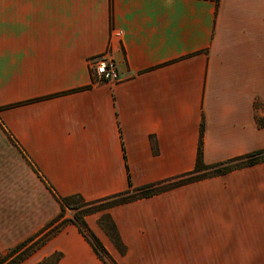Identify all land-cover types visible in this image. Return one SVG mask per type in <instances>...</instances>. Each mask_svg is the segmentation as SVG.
Returning a JSON list of instances; mask_svg holds the SVG:
<instances>
[{"label": "crops", "instance_id": "crops-1", "mask_svg": "<svg viewBox=\"0 0 264 264\" xmlns=\"http://www.w3.org/2000/svg\"><path fill=\"white\" fill-rule=\"evenodd\" d=\"M107 52L116 84L92 71ZM256 103L264 0H0L1 237L61 212L27 160L57 196L98 200L191 172L203 119L207 165L264 149ZM108 215L124 256L89 226L118 264H264V165ZM54 242L59 264H103L75 225Z\"/></svg>", "mask_w": 264, "mask_h": 264}, {"label": "trees", "instance_id": "trees-1", "mask_svg": "<svg viewBox=\"0 0 264 264\" xmlns=\"http://www.w3.org/2000/svg\"><path fill=\"white\" fill-rule=\"evenodd\" d=\"M219 7L220 0H213ZM264 110V104L261 107ZM259 105L256 104V122L259 129L264 128V116L258 115ZM205 123L204 119L200 128V139L196 162L194 169L182 176L165 180L162 182L149 184L146 186L135 188L133 187L129 178V188L124 192L113 194L98 200L86 201L80 195H73L69 197H59L55 194L53 187L48 184L38 173L32 163L28 161V164L38 174L42 182L52 194L55 200L59 203L61 212L59 216L50 223L43 231L38 233L36 236L16 245L14 248L8 250L4 255L0 257V264H21L34 253L43 247L46 241H49L55 236L60 230V225L73 224L76 225L83 235L88 244L92 247V250L103 264H118L110 255L108 250L105 248L101 240L95 235L90 229L86 222V217L101 214L99 225L105 232L117 252L124 256L126 253V246L121 240L118 233L117 227L108 215V211L112 208L126 205L132 202H136L143 199H148L173 189L186 186L192 183L203 181L206 179L221 177L228 175L234 171L242 170L245 168L253 167L255 165H264V149L252 152L246 156L231 159L226 162L218 163L215 165H207L203 159V134H204ZM66 211L73 213V219L63 220ZM61 221V222H60ZM60 224L56 227L55 225ZM59 261L56 260L55 263Z\"/></svg>", "mask_w": 264, "mask_h": 264}, {"label": "rangeland", "instance_id": "rangeland-1", "mask_svg": "<svg viewBox=\"0 0 264 264\" xmlns=\"http://www.w3.org/2000/svg\"><path fill=\"white\" fill-rule=\"evenodd\" d=\"M263 104L261 103V105H259L260 109L257 111L258 115H260L259 114L260 112L262 113V111H264L261 109ZM262 116H264V115H262ZM12 218H13V216H12ZM92 218L95 220L94 225H96V229H100L102 231V234H104L107 237V235L105 234V232L101 229V227L99 225V220L101 218V214H95V215H91V216L86 217V222H89V223H87L88 225L90 224L91 220H93ZM66 219H68V220L73 219V213L71 211H66L65 217L63 220H66ZM60 222L58 224H56L55 226L57 227L60 224ZM70 225H73V224L67 223V224L60 225L61 230L55 236H53L49 241H46L41 249H39L36 253H34L30 258H28L27 260H25L21 264H59L60 262L64 261V259L67 257L66 254L64 253L63 250L56 249V247L58 246V242L52 243V241L64 229H66ZM76 228H78V227L76 226ZM19 230H20V224L17 222V217H14V219H12V222H11L10 238H2L1 237L2 234L0 233V247L3 249L2 253L0 254V257L2 255H4L8 250L14 248L16 245H18V244H20V243H22V242L33 237L32 236L28 239L19 238L18 237ZM43 230H41V231H43ZM40 232H38V233H40ZM37 234H35L34 236H36ZM58 259H59V261L57 263H55L56 260H58Z\"/></svg>", "mask_w": 264, "mask_h": 264}, {"label": "built area", "instance_id": "built-area-1", "mask_svg": "<svg viewBox=\"0 0 264 264\" xmlns=\"http://www.w3.org/2000/svg\"><path fill=\"white\" fill-rule=\"evenodd\" d=\"M92 71L99 83L116 84L119 73L116 62L110 52L96 57L91 62Z\"/></svg>", "mask_w": 264, "mask_h": 264}]
</instances>
